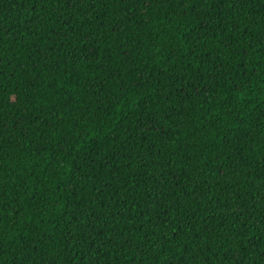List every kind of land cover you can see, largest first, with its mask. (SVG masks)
<instances>
[{
  "label": "trees",
  "instance_id": "obj_1",
  "mask_svg": "<svg viewBox=\"0 0 264 264\" xmlns=\"http://www.w3.org/2000/svg\"><path fill=\"white\" fill-rule=\"evenodd\" d=\"M0 264H264V0H0Z\"/></svg>",
  "mask_w": 264,
  "mask_h": 264
}]
</instances>
